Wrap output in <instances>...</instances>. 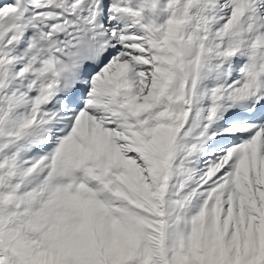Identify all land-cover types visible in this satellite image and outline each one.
<instances>
[{
    "label": "snow or ice",
    "instance_id": "snow-or-ice-1",
    "mask_svg": "<svg viewBox=\"0 0 264 264\" xmlns=\"http://www.w3.org/2000/svg\"><path fill=\"white\" fill-rule=\"evenodd\" d=\"M0 264H264V0H0Z\"/></svg>",
    "mask_w": 264,
    "mask_h": 264
}]
</instances>
